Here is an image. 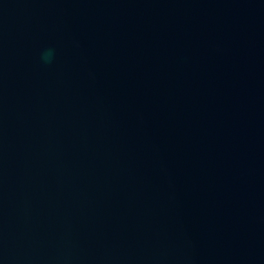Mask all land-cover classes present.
Segmentation results:
<instances>
[{
  "label": "water",
  "instance_id": "95a60500",
  "mask_svg": "<svg viewBox=\"0 0 264 264\" xmlns=\"http://www.w3.org/2000/svg\"><path fill=\"white\" fill-rule=\"evenodd\" d=\"M0 264H264V0H0Z\"/></svg>",
  "mask_w": 264,
  "mask_h": 264
}]
</instances>
